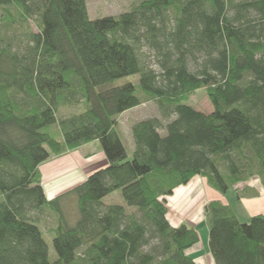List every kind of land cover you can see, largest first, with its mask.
<instances>
[{
	"label": "trees",
	"instance_id": "16d2710c",
	"mask_svg": "<svg viewBox=\"0 0 264 264\" xmlns=\"http://www.w3.org/2000/svg\"><path fill=\"white\" fill-rule=\"evenodd\" d=\"M199 90L210 114L188 104ZM150 101L176 118L135 124L129 159L118 118ZM94 142L108 165L48 199L40 166ZM197 177L223 196L264 187V0H140L96 19L87 0H0V264H196L199 231L171 223L167 198ZM118 190L126 206L102 202ZM205 226L216 264H264V215L212 201Z\"/></svg>",
	"mask_w": 264,
	"mask_h": 264
},
{
	"label": "rangeland",
	"instance_id": "374dc122",
	"mask_svg": "<svg viewBox=\"0 0 264 264\" xmlns=\"http://www.w3.org/2000/svg\"><path fill=\"white\" fill-rule=\"evenodd\" d=\"M139 1L140 0H87V4L91 18L96 19L104 16L120 15L126 12L127 10H129V8L132 6L133 3L135 4ZM142 50L145 57L147 58L148 63L156 67L155 52H153L148 46H144ZM139 79H140L139 75L130 76L120 79L117 82V84L122 85L127 82H134L138 84ZM188 104L193 106L196 110L204 112L206 114H210L213 111V107L209 101L208 95L205 90L197 91L190 98ZM164 113H165L164 110L160 108L157 102L150 101L144 103L142 106L138 108H135L119 116L118 129L122 136V140L127 148L129 159L133 157V152H134V140L132 135L133 126L141 121L153 119V118L159 119L162 122V124L165 126L168 122L176 118V116L171 113H168L167 116L169 117H165ZM68 114L69 111L67 110L62 111V115L66 116ZM52 129L56 130L57 126H53ZM161 133L162 135H164L165 131L161 130ZM97 145L101 149V144L98 143ZM90 150L86 152H90ZM82 154L84 155L83 151ZM64 155L52 157L50 161L52 160L55 161V163L52 165L55 171L62 173V175L71 173L70 174L71 176L67 180H65L64 183L65 187L70 186V188L67 190L69 191L70 189L76 187L81 183L78 184L77 182V176H78V173H76L77 169L69 168L70 158L64 160V158L66 157V156L63 157ZM88 165L89 164L86 163L83 165L84 167L83 166L81 167L87 169L91 168L88 167ZM64 170L67 172H65ZM254 180L257 182L254 183L255 187L257 184H259V182L261 184V181L259 179L254 178ZM247 187L248 186L246 185V183L245 184L242 183L238 185L235 190L238 189L244 191ZM183 189L184 190L182 192H181L182 188L180 189L179 195H177L176 197H174L173 194V196L167 198L169 202V217L173 223L183 221V223H187L188 225L197 229L201 237L200 244L202 245V243L203 244L206 243V246L208 247V251H210L209 229L208 227L205 226V207L207 204H209L212 201H220L225 205H230L241 222L249 223L252 219V218L250 219L248 218L249 216L248 210H250L249 208H254V206H249V205L246 207L241 205L239 206V198L235 190H231L227 193L226 196H223L217 191H214V189L208 185L206 178H202V177L195 178L187 188H183ZM176 191H178V188L176 189ZM244 192L245 194L242 193V197L258 195L257 193H255L256 192L255 190L249 192L244 191ZM102 202L105 205L122 204L126 206L120 190L115 191L112 194L108 195L106 198L103 199ZM61 206L63 211L65 212L69 225H73L79 218L77 197L75 195H70L66 197L65 199L62 200ZM199 220L201 221L199 222ZM41 221L43 222L39 224V226L49 246L50 260L54 261L55 259H57V254L55 252L52 243L53 235L47 230L49 226L54 225L55 223L54 216L50 215L49 212L45 213L44 215L41 216Z\"/></svg>",
	"mask_w": 264,
	"mask_h": 264
},
{
	"label": "crops",
	"instance_id": "0c3cea01",
	"mask_svg": "<svg viewBox=\"0 0 264 264\" xmlns=\"http://www.w3.org/2000/svg\"><path fill=\"white\" fill-rule=\"evenodd\" d=\"M97 144H98L97 142H94V143L84 145V146L78 148L77 150L69 152L63 156V157L66 156L64 158V160H67L70 158V160H69V168L70 169H75V168L77 169L76 173H78V176H77L78 184L84 182L94 172H96L100 169H103L108 165V161L106 159L104 152L99 148V146ZM92 147H93V149H92ZM90 148H91V150H90ZM89 150H90V152H86ZM82 151L84 152V155L82 154ZM54 163H55V161L49 160L48 162H46L40 166V172H41L42 180H43V187H44L45 195L48 199H53V198L61 195L62 193H64L65 191H67L70 188V186L65 187L64 183H65V180H67L71 176L70 175L71 173L66 174V175H62V173L55 171L54 168L52 167V165ZM86 163H88L89 164L88 167H91V168H88V169L83 168L84 167L83 165ZM81 166H83V167H81ZM65 172H67V171H65ZM252 180H251L252 183H251V181L246 183V185L248 186V190L246 192L255 190L256 191L255 193H257L258 195L242 197L239 200V206L240 205L245 206V207L248 205L254 206V208H249L250 210H253V211L248 210V213H249L248 218L249 219L253 218L254 216L264 215V188H263L262 184H260L259 181H258L259 184H257L255 187L254 183H257V182L254 179H252ZM188 186L180 187V188H178V191L175 190L174 197L179 195L181 188H182V190H181V192H182L184 190L183 188H187ZM259 193H260V195H259ZM180 194H182V193H180ZM243 194H245V192ZM220 200H222V199H220ZM169 219H170V217H169ZM170 221L173 225H179V224L183 223V221L177 222L178 224L173 223L171 219H170ZM200 221L201 220H199V222ZM204 244L202 243V245H201L199 243L198 245L193 247L191 250H189L188 254L194 258L196 264H216L211 253H210V251H208V247L206 246V243H204Z\"/></svg>",
	"mask_w": 264,
	"mask_h": 264
}]
</instances>
